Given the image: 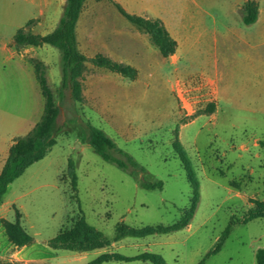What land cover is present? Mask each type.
Segmentation results:
<instances>
[{
    "label": "rangeland",
    "instance_id": "obj_1",
    "mask_svg": "<svg viewBox=\"0 0 264 264\" xmlns=\"http://www.w3.org/2000/svg\"><path fill=\"white\" fill-rule=\"evenodd\" d=\"M234 1L203 3L205 39L213 40L215 31L231 40L245 32L254 45L229 41L225 50L206 44L204 52H193L186 38L177 63L173 58L163 61L154 47L158 55L138 69L135 81L87 63L83 100L76 102L67 93L60 102L59 51L50 45L17 50L13 35L34 16H21L17 0H0V160L12 140L27 135L43 113L32 58L45 63L60 109L56 145L10 184L0 201V264H90L112 253L128 258L152 253L166 264H199L230 223L228 237L205 264H256L257 250L264 249V218L243 219L251 211L264 212V147L259 145L264 139V46L255 45L264 40V18L244 25L233 10ZM36 25L34 19L28 28ZM79 39L80 49L92 55L84 37ZM88 123L146 172L133 176L104 161L83 138ZM176 139L200 184L196 212L179 231L130 236L131 228L172 225L190 206L192 189L174 149ZM69 159L76 165L77 195L67 176ZM143 178L162 181L163 188L146 190ZM14 208L33 238L30 246L17 248L4 233L2 220L13 222ZM80 210L102 232L105 245L89 252L49 248L48 241L70 229Z\"/></svg>",
    "mask_w": 264,
    "mask_h": 264
},
{
    "label": "trees",
    "instance_id": "obj_2",
    "mask_svg": "<svg viewBox=\"0 0 264 264\" xmlns=\"http://www.w3.org/2000/svg\"><path fill=\"white\" fill-rule=\"evenodd\" d=\"M86 1L88 0H66V5L58 25L46 35L32 33L28 28L33 22V20H30L24 27L19 28L13 37V44L17 50L24 49L27 46L41 47L50 45L59 51L61 58L60 102H64L67 93L76 102L83 100L82 79L86 71L87 63L92 64L96 68H102L118 74L131 81H135L138 78V70L130 65L116 62L104 54L87 57L80 51L76 27ZM93 1H107L112 4L130 23L150 37L151 43L159 50L164 58L175 54L178 44L170 36L161 20L130 14L116 0ZM258 14L259 6L257 2L247 0L241 9L242 22L246 26L252 25L257 21ZM30 62L44 99L43 113L39 122L31 131L24 137L15 139L9 149L8 156L0 171V201L6 194L9 185L20 178L34 163L44 159L57 143L55 133L60 109L56 104L55 95L48 83L47 68L45 63L39 59L32 58ZM83 138L104 161L114 164L119 169L133 176L146 172L145 168L137 163L130 154L120 149L113 139L92 124L88 123L86 125V133ZM173 145L181 160L187 181L192 189L190 206L174 224L167 226H145L139 229L131 228L128 230V235L130 236L144 238L154 234H169L179 231L190 224L196 212L200 200L199 181L179 140L176 139ZM259 145L264 147V139L259 141ZM67 176L73 192L77 195L78 175L73 159L68 160ZM140 184L146 190H161L164 185L162 181H147L144 178L141 179ZM14 210L15 220L13 222L2 220L4 233L8 241L15 247L23 248L30 246L33 243V238L22 226L19 210L17 208H14ZM261 218H264L263 210L251 211L244 217L243 223ZM231 225L233 223H230L219 238L216 247L199 264H205L207 257L220 250L222 243L230 233ZM105 243L106 241L102 232L91 226L87 222L83 211L80 210L79 217L73 226L68 230L59 232L54 238L50 239L48 241V247L53 250L89 252L102 248ZM135 260L149 261L152 264H166L161 256L152 253L140 254L134 258L124 257L119 253L103 254L90 264H103L112 261L129 262ZM256 264H264V249L257 250Z\"/></svg>",
    "mask_w": 264,
    "mask_h": 264
},
{
    "label": "crops",
    "instance_id": "obj_3",
    "mask_svg": "<svg viewBox=\"0 0 264 264\" xmlns=\"http://www.w3.org/2000/svg\"><path fill=\"white\" fill-rule=\"evenodd\" d=\"M17 1L19 2L18 12L22 14L21 16H34L28 18L26 23L30 20H37V28H29L30 31L40 35H46L55 28L54 26L59 22L66 5V0ZM116 1L130 14L162 21L170 36L178 44L174 55L164 58L160 54L163 61L173 58L174 63H177L180 59V52L183 50L182 47L185 46L184 41L186 38H190V47L193 52H204L206 44H211L213 48L220 47L222 48L221 50H225L224 47L231 45H229V41L242 46L254 45L255 40L252 37L250 38L245 32L242 34L240 32L236 36L237 38L231 40L230 37H225L223 33L218 35L215 31L213 32V40L207 41L205 39L209 32L201 15V13H204L202 5L208 1L216 3V0ZM246 1L236 0L232 3L233 10L237 15L239 14L241 21V9ZM254 1L259 6L258 19L255 23H261L264 18L263 0ZM222 3L224 4V2ZM228 3L231 4L230 2ZM118 15L121 14L107 1H86L77 22L76 34L78 43H80L79 36L84 37L86 46H88L86 47L87 52L93 53L92 55H87L84 53L85 51L80 49V46L79 49L87 57L104 54L116 62L130 65L138 70L144 63H149L152 56L158 55L155 50L156 47L151 43L150 37L145 32L130 23L124 16ZM211 17L215 21V16ZM260 34L258 35L260 36ZM255 45L264 46V40L257 41ZM31 48L36 47L27 46L24 49L29 50ZM146 66L149 65L146 64ZM13 142L12 140V143L9 145L7 156ZM7 156L5 159L2 158L0 160V171Z\"/></svg>",
    "mask_w": 264,
    "mask_h": 264
}]
</instances>
